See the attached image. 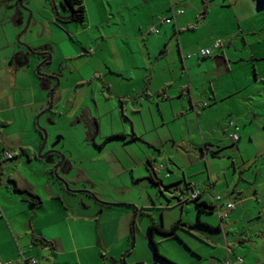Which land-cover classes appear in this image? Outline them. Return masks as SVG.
<instances>
[{
  "label": "rangeland",
  "instance_id": "rangeland-1",
  "mask_svg": "<svg viewBox=\"0 0 264 264\" xmlns=\"http://www.w3.org/2000/svg\"><path fill=\"white\" fill-rule=\"evenodd\" d=\"M18 1H9L4 9L14 16L12 62L17 54L23 56L19 65L14 63V69L28 78L21 87L22 116L16 118V124L0 128V149L4 147L12 153L10 148L20 146L22 153L2 167L7 168L5 174L16 185L40 192L42 211L47 215L43 221L50 219L55 224L47 227L49 236L66 230L60 217L64 211L75 219L70 221V227L79 254L85 259L82 264H100L96 259H101L99 254L104 252H110L108 262L115 258L118 264H153L157 259L149 240L150 219L141 214L140 206L153 204L156 209L150 207L148 212L153 213L157 223L164 219L167 226L168 221L179 220L182 212L183 220L195 221L191 192L184 181L168 183L184 170L186 177L194 174L193 181L200 184L204 180L201 186L207 203H214V197L219 196L234 205L222 220L228 225L223 231L227 244L239 250L248 245L263 248L264 0H172L161 13L148 9L147 3L136 2L132 12L121 9L118 13L102 5L100 10L88 7L90 14L83 23L57 19L68 15L63 0ZM204 5L207 12L202 15ZM179 9L183 12L175 18L174 25L158 24L159 19ZM153 27L157 28L156 34L151 32ZM173 28L175 33L167 42L170 51L155 64V55ZM217 41L224 57L217 52L205 59L197 58L200 49H211ZM187 55L189 59H185ZM24 60L26 63L20 64ZM169 70L173 77L185 80L190 75L194 96L207 107L199 125L194 118L191 126L181 120L185 139L178 145L177 159L170 164L166 156L163 162L169 167L170 178L165 176L168 171H161L154 173L151 180L147 163L138 162L146 151L156 165L160 159L159 153L146 143L110 139L102 150L98 147L104 136L123 126L131 132L121 109L116 108L114 96L124 91L127 80L123 78L140 82L153 71L148 84L153 89L160 86L162 75H170ZM213 88L222 95L215 104L208 100ZM96 118L99 133L93 144L86 131L88 121L93 123ZM229 121L235 123L232 128ZM192 126L196 129L190 137L186 132ZM234 132L237 140L230 138ZM42 134L46 141L41 155L50 153L36 157L32 153L38 151ZM203 142H210L215 155L201 157L196 146L201 147ZM132 159L137 163L134 175L129 170L120 174ZM19 160L23 165L16 166ZM112 175L115 176L110 178ZM45 181L49 183L44 189ZM83 186L86 189H81ZM101 203L112 205L105 207ZM90 207L98 209L99 219L92 217ZM222 213L224 207L203 214L202 219L220 222ZM194 228L196 236L204 237L203 232L216 236ZM154 234L158 251L167 254L165 250L174 242H159L160 235ZM98 238L104 242L102 247L96 243Z\"/></svg>",
  "mask_w": 264,
  "mask_h": 264
},
{
  "label": "crops",
  "instance_id": "crops-1",
  "mask_svg": "<svg viewBox=\"0 0 264 264\" xmlns=\"http://www.w3.org/2000/svg\"><path fill=\"white\" fill-rule=\"evenodd\" d=\"M9 1L11 0L0 3L1 129L6 128L8 125L16 124V118H21L22 113L20 109L24 105L21 94V87L23 82H25L24 78H28L27 74H24V72H21L18 69H14V63L16 62L18 64L22 60L23 56L17 54V56L14 58V62H12L11 58L12 54L14 53L13 51H15L13 50L12 45L14 16L12 14H8L6 9H4L6 8ZM86 1H89V6L86 5ZM136 2H138L139 4L147 3L148 9H151L152 7V10H158L161 13L162 11L167 9V6L170 4V2H172V0H82L85 11V19L88 17V14H90L88 7H91L95 10L98 8L100 10L102 5H105L109 7V10L111 12L114 10L118 13L121 9H125L127 12H132V5ZM178 15L180 14H174V11H171L169 16L166 17L170 18V22L162 23L158 20V24L174 25V20L176 17H178ZM195 28L196 26H194V28L192 29ZM152 29H155L157 33L156 27H153ZM151 32L154 33L152 30ZM174 33L175 29L170 30L166 35V42L164 43V47L162 49H159L157 55H155V64H158V62L162 58H164L166 54L169 53L171 46L169 45L167 48V42L171 40ZM179 49L180 47L178 48V52L180 51ZM210 50L211 55L209 57L215 55L217 52H220L224 57L225 52L222 48V45L219 48H214L212 46ZM189 58L190 57H186L185 59ZM197 58L202 57L197 56ZM180 62L181 66L184 67V59L181 55ZM155 66L156 65H153V68H155ZM169 73L170 75H162L163 79L160 83V86H156V88L153 89L148 86V84L151 83L150 78L151 74H154L153 71L149 73L150 77L144 75V77H142V81L140 82H137V80L132 82L131 78H123L124 80H127L125 87H123L124 91L118 92L114 96L115 100H117L116 108L117 110L121 109V115L125 117L127 124H130L131 132H126L123 126L122 130L104 136L103 142L100 143V146L98 147L100 150L103 149L106 142L110 139L124 140L125 142L140 141L141 143H146L149 148L152 147L155 152L159 153L158 158L160 159V161H158V163L162 165L161 171H168V174L171 173L167 164H163V162L166 161V156L167 161L170 164H173L177 159V155L179 154L178 145H181L183 139H185L184 136H182L183 130L181 120H183V124L191 126L190 123L193 122L194 118L197 122V125H199V118L205 115L206 111L204 110V108L207 107V104H201L197 95L194 96L193 90L191 89L193 78L190 77V75L185 80L182 77H173L170 70ZM26 80L28 81V79ZM210 81H212V79ZM227 92V94H229V90ZM221 98L222 95L213 88L211 96L208 98V100L210 101L209 103L215 104ZM26 105H28V103ZM17 110L19 111L18 113ZM145 116H147L148 118H145ZM96 119L95 121L97 122L98 119ZM20 120L21 119H19L18 122H20ZM97 124L98 130L95 137H97L99 133V122H97ZM233 125H235L234 122ZM195 129L196 128L193 126L190 127V130H187L186 134L191 137V133ZM118 135L123 136V138H116L115 136ZM95 137L92 140L93 144L95 143ZM208 145L211 146L210 142H203L201 147L200 145L196 146L201 152V157L206 158V156L208 155L205 149V147ZM10 149H13L12 157L10 159L4 157L5 152H10L9 149H6L4 147H1L0 149V264H30L29 259H33L35 261L34 264H82V260L84 261L85 259L79 254V247H77L76 245V239L70 227V221H75L74 217L69 216L64 211H62L63 213L60 217H62L61 219H63L62 223H66V230H62L59 232L57 231L55 232V236H49L50 234L46 229L47 227L54 226L55 224L51 222L49 218V220L45 219L43 221L45 216L47 217V215H45V213H43L42 211L44 202L41 203L40 206L33 211L29 208L27 202L23 200V196L13 191L12 187L14 186L20 190L34 194L36 196L41 195L39 191H33L28 186H22L19 184L16 185V183L11 180L10 175L7 174V172L5 174L7 168L3 169L2 164L7 162L8 160L15 159L20 155V152L22 153L20 146L18 149ZM170 150L175 151L172 154H168ZM35 152L36 151L33 150L32 154L38 157V151L36 153ZM149 157V153L146 151V153L143 155V158H140L138 163L141 164L145 161L144 163H147L148 167H150L149 164L153 161L150 160ZM115 161H118V158H115ZM21 165H23L21 160L16 162V166ZM122 169L123 170L120 172V174L125 173L127 170H129L132 176L134 175L133 172L137 169V163L132 159L129 167ZM29 174L33 176V173L30 171ZM193 175L194 174L189 173L188 177H186L183 170L180 172V175L177 174L176 178L172 181H169L168 183L170 184L174 182L184 181L185 188L186 186L188 187L186 188L187 191L191 192V188L198 189L199 203H207L206 199L204 198V188H202L201 186L204 183V180L199 184L198 182L192 180ZM113 176L115 175H112L110 178H113ZM166 178H170V174ZM159 181L161 182V180ZM11 182H13L12 186H10ZM48 183L49 182L47 181L43 183L44 189ZM81 189H86V186H83ZM89 191L93 192V190L91 189ZM43 193L45 192L43 191ZM60 194L61 193H59V195ZM207 204L214 207V209L198 214L197 208L193 203L197 217L195 221L193 220V222H188L183 220L182 212V214L179 216V220H174V222L172 220L168 221L169 226L165 224L164 219H162L160 223H157L153 213L148 212L151 208H155L153 204L151 206H140V211L142 212L141 214L148 216L150 219L149 226H160L162 229L168 230L176 222L180 223L175 231V237L165 236L155 231L158 235H160L159 242H161L162 240L174 242L169 245V249L165 250L167 251L165 252L167 254L160 253L158 251V242L155 241L154 231L151 232L150 238H152V240L155 242L158 254L160 253L163 258L174 264H224L226 261H229L231 264H262L261 262L264 258V247L257 248L256 245H254L255 247L253 245H248V247L243 250L232 247L225 241L223 231L224 227L228 225H224L222 223V218H220V222L202 219V215L205 213L211 214L214 212V210L219 211L221 210V208H225V202L220 199L218 203H215L214 201V203ZM162 209L163 208H160L161 211ZM90 210L92 211V217L95 219H99L100 214L98 212V209L96 207H90ZM183 210L184 205H182V211ZM233 210L234 208L227 214H229ZM194 227L214 233L216 234V236L214 237V235L206 232L202 233L205 235L204 237L196 236L193 232V229H195ZM38 238L47 241V243L43 244L39 242L37 240ZM262 240L263 238L261 240H258V242L261 243ZM241 242L243 241L241 240ZM96 243L99 247H102L100 245H104V242L100 238L97 239ZM240 245L243 246L242 243ZM109 253L110 252H104V255L103 253L99 254V257L101 259L97 258L96 260L101 261L100 264H118L115 258H110L109 262L106 260V257L110 255ZM22 257L25 260H23ZM237 258H241L242 262L236 263ZM90 259L93 258L91 257ZM153 264L166 263L157 259V261H154Z\"/></svg>",
  "mask_w": 264,
  "mask_h": 264
},
{
  "label": "trees",
  "instance_id": "trees-1",
  "mask_svg": "<svg viewBox=\"0 0 264 264\" xmlns=\"http://www.w3.org/2000/svg\"><path fill=\"white\" fill-rule=\"evenodd\" d=\"M5 1H7V0H0V3L1 2H5ZM17 1V0H16ZM64 6H65V8L67 9V11H68V15L66 16V17H64V18H61V17H58L57 16V19L59 20V21H61V22H75V23H83L84 22V20H85V11H84V7H83V4H82V0H65V3H64ZM207 12V9H206V6L204 5V9H203V13H202V15H205V13ZM193 28H194V26H192ZM209 57V56H208ZM202 58H205V57H202ZM93 121V123H91L90 121H88V123H89V128H88V131H86L87 132V138L88 139H90V140H93L94 139V137L96 136V134H97V128H98V125H97V122L95 121V120H92ZM91 124V125H90ZM92 126V127H91ZM116 138H123V136H120V135H118V136H115ZM115 137H113V138H115ZM110 138H112V137H110ZM110 138H108V139H110ZM40 144H41V142H40ZM209 146V145H208ZM39 147H40V145H39ZM210 147V151H207L206 150V152H207V154L208 155H215V151L214 150H212V147L211 146H209ZM206 149V148H205ZM151 164H154L155 166H161L162 167V165L160 164V163H158V165H156L154 162H151L149 165H150V167H148L149 169H148V171L150 172V170L152 171V172H150V178H151V180H153L152 178H153V174L155 173V174H157L158 172H161V170L160 171H158V172H156V171H154L153 169H152V167H151ZM54 169L55 168H52L51 169V172L52 173H55L54 172ZM167 174H165V176H166ZM167 177V176H166ZM157 180V182L159 181L158 179H156ZM160 182V181H159ZM13 188V191L15 192V193H18V194H21L22 196H23V200L24 201H26L27 202V204H28V206H29V208L31 209V210H35L36 208H38L39 206H40V204H41V201H40V198L38 197V196H36V195H34V194H31V193H28V192H25V191H23V190H20V189H18V188H16V187H12ZM186 188H188L187 186H186ZM194 191H196L197 192V195H196V197H191V195H192V193L194 192ZM191 195H190V201H192L193 203H194V205L196 206V208H197V212H198V214L199 213H202V212H206V211H209V210H212V209H214V207H212L211 205H208L206 202H201V203H199L198 202V196H199V191H198V189H195V188H191ZM215 198V197H214ZM221 199V198H220ZM215 201V200H214ZM220 201V200H219ZM216 203V202H215ZM217 203H218V201H217ZM227 203H229V202H227ZM102 205H105V206H111L112 204H109V203H101ZM226 204V203H225ZM225 206V205H224ZM137 211V209H135V212ZM199 223V222H198ZM180 225V223H178V222H176L172 227H170L168 230H164V229H162L160 226H153V225H150L149 227H148V231L150 232V234H151V232L152 231H157L158 233H160V234H162V235H165V236H173V237H175V231H176V229L178 228V226ZM134 226H135V221L132 219V221H131V224H130V231H131V234H132V236H133V233H134ZM39 242H41V243H47V241H45V240H43V239H41V238H38L37 239ZM150 240V243H151V245H152V247H153V249H154V255H155V257L157 258V259H159V260H161V261H163V262H165L166 264H174V263H172V262H170V261H168L167 259H165V258H163L162 256H160L159 254H158V251H157V248H156V244H155V242L152 240V238H150L149 239Z\"/></svg>",
  "mask_w": 264,
  "mask_h": 264
},
{
  "label": "built area",
  "instance_id": "built-area-1",
  "mask_svg": "<svg viewBox=\"0 0 264 264\" xmlns=\"http://www.w3.org/2000/svg\"><path fill=\"white\" fill-rule=\"evenodd\" d=\"M182 12H183V11H182L181 9H179V10H176V11L174 12V14H181ZM159 21L162 22V23H169V22H170V18L159 19ZM152 31H153L154 33H156V30H155V29H152ZM213 47H214V48H219V47H221V44L217 41V42L214 43ZM210 55H211V50L208 49V48H206V49H200V50L197 52V56H199V57H208V56H210ZM186 57L188 58L189 56L187 55ZM229 126H230V127H231V126H234L232 121L229 122ZM236 129H237V128H235V130H236ZM230 138H231L232 140H237V139H236V134H235V132H234V133H231ZM205 148H206L207 151H210V147H209V146H206ZM4 157L7 158V159H10V158L12 157V153L5 152V153H4ZM151 167H152V169H153L154 171H156V172H158V171H160V170L162 169L161 166H155L154 164H151ZM166 176H167V175H166ZM196 195H197V192L194 191V192L192 193L191 197H192V198H193V197H196ZM214 200H215V202H217V201L220 200V197H219V196H216V197L214 198ZM233 208H234V205H233L232 203H226V204H225V208H224V213H222V214L220 215V218H222V219L225 218V217L227 216V213H228L230 210H232ZM22 259L25 260L23 257H22ZM240 262H242V259H241V258H237V259H236V263H240ZM29 263H30V264H34L35 261H34L33 259H29ZM5 264H8V263H5ZM224 264H231V263H230L229 261H226Z\"/></svg>",
  "mask_w": 264,
  "mask_h": 264
},
{
  "label": "water",
  "instance_id": "water-1",
  "mask_svg": "<svg viewBox=\"0 0 264 264\" xmlns=\"http://www.w3.org/2000/svg\"><path fill=\"white\" fill-rule=\"evenodd\" d=\"M21 1H22V0H19L18 2L20 3ZM63 2L65 3V0H63ZM48 59H49V57H48ZM25 63H26V60H24L22 64H25ZM52 93H53V90H51V91H50V94H49L50 101H51ZM50 107H51V104L49 105V109H50ZM45 141H46V136H45V134H42V141H41V144H40V147H39L38 153H37V156H39V157H43V156H45L46 154L49 153V152H47V153H45L44 155H41V154H40L41 151H42V149H43V147H44Z\"/></svg>",
  "mask_w": 264,
  "mask_h": 264
}]
</instances>
